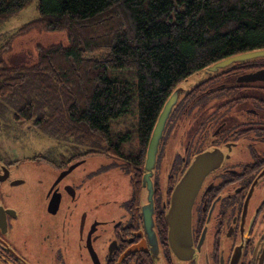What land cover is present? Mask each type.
<instances>
[{
  "label": "flooded vegetation",
  "instance_id": "1",
  "mask_svg": "<svg viewBox=\"0 0 264 264\" xmlns=\"http://www.w3.org/2000/svg\"><path fill=\"white\" fill-rule=\"evenodd\" d=\"M260 69L264 59L222 70L182 98L159 146L152 204L143 177L154 127L145 143L139 119L138 152L112 155L110 170L97 155L25 154L0 133V264H264V79L238 81ZM206 150L223 156L195 198L192 241L177 253L172 192Z\"/></svg>",
  "mask_w": 264,
  "mask_h": 264
},
{
  "label": "trees",
  "instance_id": "2",
  "mask_svg": "<svg viewBox=\"0 0 264 264\" xmlns=\"http://www.w3.org/2000/svg\"><path fill=\"white\" fill-rule=\"evenodd\" d=\"M32 0H0V24ZM39 15L0 46V133L49 142L45 155L123 157L111 119L138 93L142 140L170 93L221 59L264 48V0H39ZM32 31L64 32L67 42L36 45L33 63L6 54ZM128 69L126 76L108 70Z\"/></svg>",
  "mask_w": 264,
  "mask_h": 264
},
{
  "label": "water",
  "instance_id": "3",
  "mask_svg": "<svg viewBox=\"0 0 264 264\" xmlns=\"http://www.w3.org/2000/svg\"><path fill=\"white\" fill-rule=\"evenodd\" d=\"M260 59H264V48L231 55L196 71L174 88L159 113L148 144L145 163L146 172L144 173L143 180L144 185L148 187L149 201L151 204L153 193L152 175L156 166L161 139L164 135L168 120L182 98L190 93L198 84L221 73L222 70ZM257 79H264V69L246 73L238 77V81L240 82ZM222 156L223 153L221 151L211 150H206L197 155L183 173L182 177L175 183L171 206L167 213V220L170 228L169 239L171 246L177 253L186 250L188 244L192 241V209L195 198L206 176L218 167ZM169 159H171V156ZM80 163L73 164L65 173L71 171ZM148 215L152 218L151 214Z\"/></svg>",
  "mask_w": 264,
  "mask_h": 264
},
{
  "label": "rangeland",
  "instance_id": "4",
  "mask_svg": "<svg viewBox=\"0 0 264 264\" xmlns=\"http://www.w3.org/2000/svg\"><path fill=\"white\" fill-rule=\"evenodd\" d=\"M38 3L39 0H32L31 4L28 7L23 9L17 15H14L10 20L4 22L3 24H0V46L5 42V39L8 34L13 33L17 29H19L23 24L35 19L39 15ZM60 41L67 42V37L64 32L32 31L28 34L16 38L13 43V49L5 56L8 62H11L13 64L33 63L36 59V45L38 43L50 44L53 42ZM108 74L111 76L118 77L126 76V78L129 79L131 82H137V75H132L128 69H117L111 67L108 70ZM133 99L134 100L129 108V112L118 118L110 120L111 131L114 136L126 134L129 131H134V133L132 134V138L124 143L123 149L125 151V154H128L131 151L137 153L139 148V137L136 134V126L138 124L139 119V108L137 105L138 102H136V99L138 100V93H135ZM7 140H9L6 141L8 142V144L15 146V140ZM17 143L24 146L23 153L25 154H32L33 152H43L49 144L47 140L34 136V134H31L28 138H26V140H18ZM97 157L105 163V166H108L107 168L109 169L107 170L115 169L110 168L111 163L109 162L111 161L110 159H112V156L97 155ZM105 175H108V173L105 172ZM121 176L122 177L120 179L125 183L127 176L122 175V173ZM114 178L117 179V177L115 176Z\"/></svg>",
  "mask_w": 264,
  "mask_h": 264
}]
</instances>
